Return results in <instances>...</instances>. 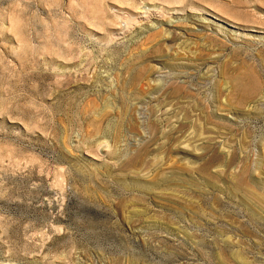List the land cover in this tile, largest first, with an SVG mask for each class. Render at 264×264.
<instances>
[{
  "label": "rangeland",
  "instance_id": "374dc122",
  "mask_svg": "<svg viewBox=\"0 0 264 264\" xmlns=\"http://www.w3.org/2000/svg\"><path fill=\"white\" fill-rule=\"evenodd\" d=\"M0 264H264V0H0Z\"/></svg>",
  "mask_w": 264,
  "mask_h": 264
}]
</instances>
